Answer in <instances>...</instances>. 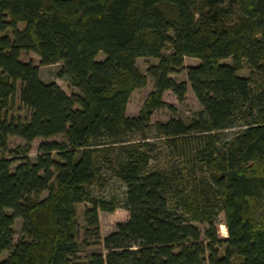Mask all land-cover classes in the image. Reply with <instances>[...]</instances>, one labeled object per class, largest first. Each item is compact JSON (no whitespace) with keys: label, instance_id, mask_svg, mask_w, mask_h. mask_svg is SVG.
<instances>
[{"label":"trees","instance_id":"trees-1","mask_svg":"<svg viewBox=\"0 0 264 264\" xmlns=\"http://www.w3.org/2000/svg\"><path fill=\"white\" fill-rule=\"evenodd\" d=\"M23 52L61 64L57 77L77 92L44 83ZM139 58L157 63L143 73ZM0 71V264H80L91 243L80 203L98 243L100 212L129 213L85 264H264V0H0ZM148 77L153 91L127 116ZM188 84L201 110L152 124L175 112L165 92L183 102ZM18 93L26 119L9 114ZM58 136L27 158L36 139ZM106 169L125 188L119 199L95 193Z\"/></svg>","mask_w":264,"mask_h":264},{"label":"rangeland","instance_id":"rangeland-1","mask_svg":"<svg viewBox=\"0 0 264 264\" xmlns=\"http://www.w3.org/2000/svg\"><path fill=\"white\" fill-rule=\"evenodd\" d=\"M19 28L22 30L24 28V25H20ZM9 35H11L9 33ZM169 53V52H168ZM105 56L103 54H100L98 56V60H103ZM21 61L24 63H32L36 67L39 68L40 72V79L44 83H56L62 90H64L68 95H71L73 92H77L75 89H71L65 82L60 80L57 77V73L61 68V64H54V65H49V66H43L41 65V59L40 57L33 53H25L23 52L21 54ZM157 61L154 59H145V58H139L137 60V66L139 69L143 72L146 73L148 69V64H156ZM200 63L199 60L192 59V58H185L184 61V66L190 67V66H196ZM223 63L227 64H232V60H225ZM1 72V71H0ZM239 75L242 77H249L250 71L247 68L242 69L239 72ZM171 77L178 83L180 82H187V76L184 71H178L177 73H174L171 75ZM189 90L186 94L185 100L183 102H180L178 98L171 92L167 91L164 94V101L173 106L175 108V112L172 113V111L168 108H163L161 110H158L154 112L152 118H151V123L156 124L159 122L166 123L172 118L180 119L184 121L185 123H188L190 119L193 117V115L201 110V105L196 99L193 91L191 90L190 85L188 84ZM154 89V81L151 77H148V83L147 86L143 89L136 90L128 103L127 106V116L129 117H136L140 110L143 107V104L145 100L147 99L148 95L153 91ZM9 114L11 116L15 117H20L22 119H26L30 116L31 112L24 107L20 101H19V93L16 97L15 104L11 108ZM152 138L153 142H156L157 138H155L156 133H152ZM51 142L55 141L58 143L65 142V138L62 136L54 137L49 140H43V139H36L32 144L31 148L29 150V153L27 155V158L31 162H35L39 156V147L43 142ZM25 142L24 140L17 138V137H11L9 139V148L16 152V154H21L25 151ZM164 155V146L161 144H158V149L156 153V158L158 160L162 161L163 156L160 155L159 153ZM4 156L0 152V157ZM102 183L94 187L95 193L100 194V195H109V194H115L116 197L119 199L120 197L123 196V193L125 192V188L122 186L120 182H118L115 177L113 176L112 172L108 169L104 170L103 176H102ZM47 196V192H44L42 194V198H45ZM91 205L89 203H80L76 206L77 210V218H78V223H79V231H80V237L82 241H87L91 242L90 245H82L81 252L79 254L80 258V264H85L86 258L94 253V252H99L106 254V251L104 250L103 247V239L107 237L109 234L114 232L117 228V225L119 224H124L129 221V213L124 210V209H117L114 213H104L100 212L99 213V220H100V236L102 241L101 242H96V239L94 238L92 234V229L88 228L85 223V211L87 208H90ZM221 222H224V216L221 214L220 216ZM199 229L203 232L206 228L205 225L202 224H195ZM14 230H15V236L14 240L15 242L19 241L23 235V221L21 219H17L15 221L14 225ZM219 234L221 238H226L227 237V230L223 232L221 226L219 227ZM7 258V254H4L2 259Z\"/></svg>","mask_w":264,"mask_h":264}]
</instances>
